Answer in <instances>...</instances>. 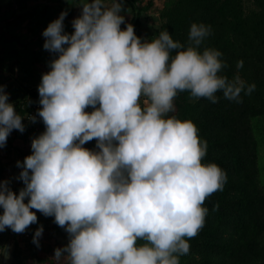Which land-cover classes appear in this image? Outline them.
Wrapping results in <instances>:
<instances>
[{"label": "clouds", "instance_id": "1", "mask_svg": "<svg viewBox=\"0 0 264 264\" xmlns=\"http://www.w3.org/2000/svg\"><path fill=\"white\" fill-rule=\"evenodd\" d=\"M75 5L82 8L71 34L64 31L66 10L42 32L43 48L58 53L38 85L45 129L17 161L24 187L17 194L8 180L0 182V232L23 233L37 222L35 209L68 234L54 250L57 264H180L205 224V199L223 191L227 175L204 162L207 141L191 119L175 114L174 99L187 91L194 101L216 103L220 92L240 103L256 85L238 71L231 79L223 73L222 52L205 46L209 24L193 22L184 42L167 29L149 40L131 23L121 28L123 0ZM5 87L0 147L12 130H25ZM93 139L95 149L85 148ZM42 234L40 225L37 247ZM0 256L11 258L7 246Z\"/></svg>", "mask_w": 264, "mask_h": 264}, {"label": "trees", "instance_id": "2", "mask_svg": "<svg viewBox=\"0 0 264 264\" xmlns=\"http://www.w3.org/2000/svg\"><path fill=\"white\" fill-rule=\"evenodd\" d=\"M131 5L138 28L142 12L152 8L153 0H131ZM193 22L211 25L205 46L222 52L227 64L223 73L231 79L238 71L256 88L251 95L242 92L240 103L220 92L216 103L206 98L194 101L187 91L174 99L175 114L191 119L199 138L207 141L204 162H215L227 175L223 191L205 199V224L189 239L190 251L180 257V264H264V164L259 157L260 146L264 150V0H253L247 10L244 0H166L156 36L167 29L174 40L184 42ZM240 60L243 67L237 69ZM39 217L32 224L35 229ZM14 239L10 264H57L55 258L30 250L24 255L22 240Z\"/></svg>", "mask_w": 264, "mask_h": 264}, {"label": "crops", "instance_id": "3", "mask_svg": "<svg viewBox=\"0 0 264 264\" xmlns=\"http://www.w3.org/2000/svg\"><path fill=\"white\" fill-rule=\"evenodd\" d=\"M145 1L140 2L146 3L148 0ZM78 2L79 0H0V85L6 86L9 102L13 103L16 112L21 116H23L22 106L28 100L29 94L38 87L42 74L50 70V61L58 56V53L43 48L45 38L42 32L61 11L66 10L67 16L63 21L64 31L71 34L74 31L71 22L81 14L82 6L75 5ZM123 4L125 23L121 24V28L131 23L135 34L142 39L151 40L155 37L157 27H154L156 29L154 32H149L152 25L146 20L149 15L148 9L142 12L141 24L136 28L134 20L137 12L134 11L131 0H123ZM22 122L25 130L23 132L12 130L7 137L6 145L0 147V182L8 180L12 189L24 187L23 181L17 178L21 171L17 161L22 163L24 158L31 154V140L39 135L28 129L24 119ZM94 143H96L95 139L90 142L91 149H95ZM38 213L44 218L41 221L40 217L38 218V227L43 225V234H47L52 227L51 240L63 234L64 228L57 224L51 226L54 217H46L39 211ZM32 229L31 236L35 232L34 225ZM11 238L14 245L15 239L11 229L0 232V246H6ZM30 245L35 249L37 247L33 243V237L21 242L20 248L24 255H28L26 252H29ZM25 248L28 249L24 250ZM0 264H2V256H0Z\"/></svg>", "mask_w": 264, "mask_h": 264}, {"label": "rangeland", "instance_id": "4", "mask_svg": "<svg viewBox=\"0 0 264 264\" xmlns=\"http://www.w3.org/2000/svg\"><path fill=\"white\" fill-rule=\"evenodd\" d=\"M165 1L166 0H153L154 3H153L152 8L148 9L147 13L149 15L146 17V20L149 24L152 25L151 29H149V32H154L156 30L154 27H158V25L160 23V8L162 7V5ZM252 2H253V0H244V6H245L246 10L252 7ZM94 144H96V143H94ZM92 149H94V148H92ZM259 157H260L261 165H262V162L264 164L263 146L262 147L260 146V148H259ZM262 175L264 177V168L262 169ZM42 219H44V218H41V216H40V221ZM55 224L56 223L54 222L53 225H51V226H54ZM52 229H53V227L48 230L47 234L46 233L42 234V236L40 237L41 238L40 242H39L40 247H36V249H35L34 246L30 245V252L31 253H34V254L38 255L39 257L55 258L54 257V254H55L54 250L57 247H63L65 244H67L68 234L65 230H63V234L60 237L56 236L55 240H51ZM32 231H33V229H32ZM27 249L28 248H25L24 250H27ZM26 253H28V252H26ZM10 263H11V261H10ZM60 263L65 264L63 260H61ZM31 264H48V262L47 263H37V261H31Z\"/></svg>", "mask_w": 264, "mask_h": 264}, {"label": "built area", "instance_id": "5", "mask_svg": "<svg viewBox=\"0 0 264 264\" xmlns=\"http://www.w3.org/2000/svg\"><path fill=\"white\" fill-rule=\"evenodd\" d=\"M141 1V0H139ZM41 107V105L39 104V93H38V87L34 88L31 93L29 94V98L28 100L23 104L22 106V109H23V119H24V122L25 124L28 126V129L32 130L34 132V134H41L44 129H45V126L43 124V121H42V118H40L38 115H37V111L38 109ZM86 111H92V109L89 107L86 109ZM29 115H36V121L35 122H32L31 120H29L27 117ZM94 140V139H93ZM91 140V141H93ZM91 141H88L85 143L84 147L85 148H88V149H91L90 148V142ZM22 187L20 188H13L12 190L14 192H16L18 194L19 190L21 189ZM25 202H27V199L25 200ZM3 209L0 208V213H2ZM32 211H35L36 212V215H38V211L35 210V209H32ZM12 231V230H11ZM31 233H32V224L29 225V227L23 232V233H14L12 231V234L21 239L22 241H28L30 236H31Z\"/></svg>", "mask_w": 264, "mask_h": 264}, {"label": "water", "instance_id": "6", "mask_svg": "<svg viewBox=\"0 0 264 264\" xmlns=\"http://www.w3.org/2000/svg\"><path fill=\"white\" fill-rule=\"evenodd\" d=\"M7 250L10 252V256H11V253H12V250H13V238H11V240L9 241V243H7ZM9 261L10 259H5L3 256H2V264H9Z\"/></svg>", "mask_w": 264, "mask_h": 264}]
</instances>
